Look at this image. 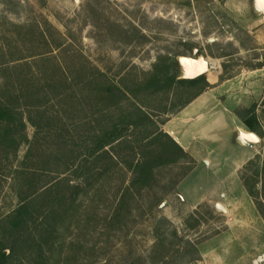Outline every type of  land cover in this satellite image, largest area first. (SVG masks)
I'll list each match as a JSON object with an SVG mask.
<instances>
[{"label":"rangeland","instance_id":"374dc122","mask_svg":"<svg viewBox=\"0 0 264 264\" xmlns=\"http://www.w3.org/2000/svg\"><path fill=\"white\" fill-rule=\"evenodd\" d=\"M86 1L0 0V99L25 121L22 137L0 138V227L45 187L74 184L83 159L91 180L53 212L39 208L9 264H193L187 241L214 234L222 220L208 200L192 209L181 200L179 186L192 181L195 159L156 166L138 186L128 163L152 128L164 131L187 100L208 90L207 77L226 81L212 97H226L258 69L263 85L264 7L259 0H91L87 10ZM158 56L182 73L184 58L203 57L209 68L194 86L175 83L120 100L140 106L155 126L131 129L105 147L113 159L95 160L88 137L113 109L93 90L96 71L125 87L148 75ZM239 175L264 217V153Z\"/></svg>","mask_w":264,"mask_h":264},{"label":"crops","instance_id":"0c3cea01","mask_svg":"<svg viewBox=\"0 0 264 264\" xmlns=\"http://www.w3.org/2000/svg\"><path fill=\"white\" fill-rule=\"evenodd\" d=\"M259 71H250L247 75L253 77L244 85L238 80L230 92L224 91L226 97H212L226 81L207 77L208 90L190 98L164 130L195 159L191 183L179 186L181 200L190 202L191 209L208 200L210 210L222 219L219 230L196 244L204 264H264V217L239 175L243 165L264 153V83ZM251 105L254 130L245 123ZM240 131H252L258 140L249 142ZM213 202L223 211L214 209Z\"/></svg>","mask_w":264,"mask_h":264},{"label":"trees","instance_id":"16d2710c","mask_svg":"<svg viewBox=\"0 0 264 264\" xmlns=\"http://www.w3.org/2000/svg\"><path fill=\"white\" fill-rule=\"evenodd\" d=\"M86 4L85 9L89 8L91 10L92 8L93 10V7H90L91 0H87ZM142 36L145 35L142 33ZM166 61V56H158L152 63V69L148 75L125 87L119 85L117 82L110 81L103 72L96 71L97 77L94 81L93 90L102 100H106L108 105L113 106V109L109 115H106L104 121L98 126V129L88 137L87 151L90 156L95 157V160H99V157L104 158L105 156L113 159L105 147L125 137L131 129L150 125L155 126L154 119L140 106L132 104L125 107L120 103L118 104L120 100L131 96L136 98L139 93L155 94L171 88L175 83L194 86L199 80H203V77L200 76L182 78L181 67L178 65V67L176 66L175 69L171 70V64ZM173 65H177V63L175 62ZM253 110L254 105L248 107L246 111L251 114L245 118V123L252 130L257 126V120L252 113ZM24 127L25 121L22 111L9 100L3 101L0 99V138L9 137L12 140L15 136L22 137ZM145 138V143L137 151V158L128 163V166L134 172L131 180V185L133 186L146 184L152 175L154 167L187 157L186 151L166 131L155 127L146 134ZM85 160L83 159L73 170L74 177L77 180L74 184H70L67 180L66 182L63 181L69 192L62 190L64 185H59V182H56L54 185L47 186L38 192L33 200L21 201L11 214L2 219L3 223L0 227V264H9L12 257L18 255L20 250H23L20 242L24 243L27 238H23L21 232L33 221L41 206H46L49 213H51L59 207L61 201L66 203L67 201L71 202L83 190L85 185L91 182L89 170L84 169L86 166ZM39 199L42 200L43 205L36 204ZM30 238L33 242H37L34 236ZM186 245L189 246V250L192 253V258L189 261H194L195 263L193 264H197L196 262L200 259V254L196 243L187 241ZM27 248L29 249V246L26 247V250H28Z\"/></svg>","mask_w":264,"mask_h":264},{"label":"water","instance_id":"95a60500","mask_svg":"<svg viewBox=\"0 0 264 264\" xmlns=\"http://www.w3.org/2000/svg\"><path fill=\"white\" fill-rule=\"evenodd\" d=\"M184 67V72L182 73V78H194L198 75L204 73L209 68V61L203 57L197 58H184L182 60ZM240 135L249 142H256L258 137L252 131H240ZM214 209L223 211L220 203H212Z\"/></svg>","mask_w":264,"mask_h":264},{"label":"bare ground","instance_id":"6f19581e","mask_svg":"<svg viewBox=\"0 0 264 264\" xmlns=\"http://www.w3.org/2000/svg\"><path fill=\"white\" fill-rule=\"evenodd\" d=\"M261 1H262V4H264V0H259V2H257V0H256V2H257V5H258V7H264V6H260L259 4H261ZM259 3V4H258Z\"/></svg>","mask_w":264,"mask_h":264},{"label":"flooded vegetation","instance_id":"af4514ba","mask_svg":"<svg viewBox=\"0 0 264 264\" xmlns=\"http://www.w3.org/2000/svg\"><path fill=\"white\" fill-rule=\"evenodd\" d=\"M260 6H263V5H262V1H261V4H260Z\"/></svg>","mask_w":264,"mask_h":264}]
</instances>
